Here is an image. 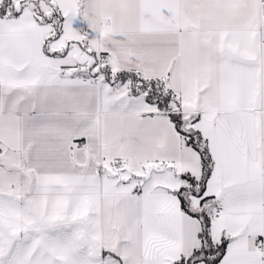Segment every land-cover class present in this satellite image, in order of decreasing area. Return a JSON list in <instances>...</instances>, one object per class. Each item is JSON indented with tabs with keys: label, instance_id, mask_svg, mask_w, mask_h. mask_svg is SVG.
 Wrapping results in <instances>:
<instances>
[{
	"label": "snow or ice",
	"instance_id": "1",
	"mask_svg": "<svg viewBox=\"0 0 264 264\" xmlns=\"http://www.w3.org/2000/svg\"><path fill=\"white\" fill-rule=\"evenodd\" d=\"M0 264H264V0H0Z\"/></svg>",
	"mask_w": 264,
	"mask_h": 264
}]
</instances>
